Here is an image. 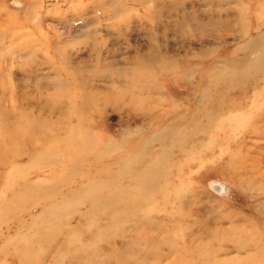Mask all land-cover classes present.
Here are the masks:
<instances>
[{
	"label": "rangeland",
	"instance_id": "1",
	"mask_svg": "<svg viewBox=\"0 0 264 264\" xmlns=\"http://www.w3.org/2000/svg\"><path fill=\"white\" fill-rule=\"evenodd\" d=\"M262 122L264 0H0V264L264 240Z\"/></svg>",
	"mask_w": 264,
	"mask_h": 264
},
{
	"label": "bare ground",
	"instance_id": "2",
	"mask_svg": "<svg viewBox=\"0 0 264 264\" xmlns=\"http://www.w3.org/2000/svg\"><path fill=\"white\" fill-rule=\"evenodd\" d=\"M264 124V122H262ZM262 124H257L254 128L256 132L260 131V129L263 127ZM262 132V131H261ZM264 133V132H263ZM15 137H17L16 134H14ZM13 137L11 136V140ZM2 148V147H1ZM7 160L2 159L0 160V167L5 164ZM264 173V171H263ZM157 224L153 221L148 220L146 222V231L145 235L141 234V237L139 236V233L136 234V237L138 238L140 242L139 249H142L146 253V257H137L134 250H129L128 245L131 244V242L128 240L124 241L121 240L122 246L119 248L118 257L116 258V261L114 263H111L109 261L110 257L108 256V260L105 262V264H137L135 261L141 260L140 264H160V259L162 260L163 252L161 253L158 249L156 251L157 256L154 259L147 260V257L151 254L147 249H151L154 245L158 246L159 243L162 242V238H157L158 235H156V238L153 240L151 234V228L153 225ZM187 232L189 234H192V230L190 229V225L188 224ZM237 229L236 225L233 223L228 225L227 228H208L206 229L207 234L210 236L209 238H206L203 234L197 233L193 237L192 240L197 241V243H190L188 242L187 245H185L184 252L186 254H189L191 256L190 262L183 263V264H251V259H256L258 264H264V240L262 239V236L260 233L256 236L251 233V236L249 237L251 240H246L245 237L241 236H229L231 233L235 232ZM161 232V226L156 227V231ZM239 232V231H238ZM199 234V235H198ZM249 234V232H247ZM128 235V234H127ZM250 235V234H249ZM147 236V237H146ZM143 237V238H142ZM146 237V239H144ZM170 238V237H169ZM143 239V241H142ZM215 241V245H212V242ZM165 243L168 245V252L173 254L174 249L170 246V242L167 240H164ZM225 245V246H224ZM149 246V248H148ZM216 246V247H215ZM59 247H66V250L77 252L75 254L67 253L65 255L66 262L68 263H76V264H83L84 259L86 258L82 249L73 246L70 241L66 240L63 244ZM154 248V247H153ZM138 249V250H139ZM156 249V250H157ZM230 251H235L238 254H243L240 257L236 258L233 256L226 257V258H219L221 254L229 255ZM161 254H160V253ZM100 255V254H99ZM245 255V258L243 256ZM60 255L57 256L56 259H58ZM127 257L130 259L129 262L123 261V259ZM162 262V261H161ZM175 264V263H174Z\"/></svg>",
	"mask_w": 264,
	"mask_h": 264
}]
</instances>
